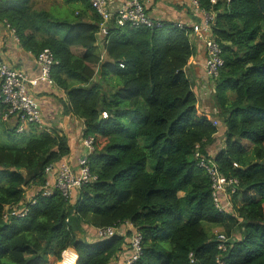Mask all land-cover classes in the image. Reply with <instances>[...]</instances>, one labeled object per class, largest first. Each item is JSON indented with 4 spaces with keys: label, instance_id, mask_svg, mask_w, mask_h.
<instances>
[{
    "label": "trees",
    "instance_id": "trees-1",
    "mask_svg": "<svg viewBox=\"0 0 264 264\" xmlns=\"http://www.w3.org/2000/svg\"><path fill=\"white\" fill-rule=\"evenodd\" d=\"M57 1L62 6L47 10L32 0H0V23L24 51L52 53L63 113L81 119L83 137L92 139L94 180L72 203L47 187L46 168L70 154L66 137L36 124L17 133L0 99V264H57L68 249L75 264H119L134 233L141 250L133 264H264V0H196L214 14L205 38L222 50L214 99L226 132L212 158L237 181L223 209L195 158L196 151L209 157L218 129L197 112L185 75L196 50L191 27L112 24L98 43L88 0ZM29 188L39 189L33 203L25 202ZM20 204L23 217L14 209ZM127 223L132 230L120 235ZM204 224L223 228V250ZM234 226L239 237L230 239ZM85 227L117 233L89 242Z\"/></svg>",
    "mask_w": 264,
    "mask_h": 264
},
{
    "label": "built area",
    "instance_id": "built-area-1",
    "mask_svg": "<svg viewBox=\"0 0 264 264\" xmlns=\"http://www.w3.org/2000/svg\"><path fill=\"white\" fill-rule=\"evenodd\" d=\"M164 0H88L91 9L99 18L97 41L107 36L108 28L114 24L118 27L129 26L134 29H149L158 25L149 14L148 10L157 2ZM191 7L195 14L200 13L199 6L196 0H190ZM214 2V1H212ZM203 21L201 24H192V35L198 41L204 44L205 48V63L204 69L206 76L212 82L218 77V72L223 66L221 57V48L213 38H205V34L211 36V26L214 20L213 13L201 12ZM184 25L178 23L177 26ZM7 27H9L7 25ZM97 43V44H98ZM38 75L34 78H28L21 70L15 69L1 59L0 56V99L1 102L8 108V114H12L17 122V133H22L29 124H36L41 131H48L41 128V112L32 94V89L40 84L53 86L51 78L52 67L56 64L52 53L48 49L42 50L37 56ZM122 67V66H121ZM86 152H84L78 160L77 171L67 163H61L58 166L54 184L52 189H56L60 194L71 200L72 192H77L83 186L91 183L94 177L89 172L87 157L92 150V139L84 138L83 140ZM195 158L198 161V167L202 168L210 178L212 188V198L214 205L223 209L222 198L227 197V192L235 191L237 181L224 177L219 171L212 158H206L195 153ZM53 166V165H52ZM45 170L47 174L52 167ZM47 187H49L46 184ZM50 190L44 188L42 196H49ZM33 203V201H31ZM18 217L25 215V209H19L15 212ZM128 224V223H127ZM132 230V225L128 228ZM96 237L99 240L107 239L114 236L117 231L115 228L106 227L96 229ZM219 249H224L226 238L223 235L218 236ZM141 237L138 233L131 235L129 247L126 252H129L126 257L123 254L122 261L119 264H133L140 255ZM191 256V255H190Z\"/></svg>",
    "mask_w": 264,
    "mask_h": 264
},
{
    "label": "crops",
    "instance_id": "crops-1",
    "mask_svg": "<svg viewBox=\"0 0 264 264\" xmlns=\"http://www.w3.org/2000/svg\"><path fill=\"white\" fill-rule=\"evenodd\" d=\"M57 3L59 2L57 1ZM50 7L51 6L42 8L49 10ZM148 12L154 20H167L174 23H183L188 27L195 24L197 16L192 10L190 0L160 1L151 6ZM191 38L195 42L196 50L185 67V75L190 82L191 90L197 100V112L208 116L212 121H215V124L218 127L214 143L207 149L208 155L214 156L216 151L224 147L223 142L226 131L225 127L221 125V120L214 117V114L217 111L214 107L215 83L209 80L205 73V48L196 37L191 36ZM98 49H101V47ZM0 56L8 65L21 70L28 78H34L38 75L37 57L30 52L24 51L15 34L2 23H0ZM32 94L41 112V128L48 131L55 130L59 134H63L66 137L70 150V154L54 164L47 173L46 184L49 187H52L59 164L67 163L72 170L77 171L78 160L81 155L86 152L83 144L84 125L81 119H77L71 115L67 116L63 113L62 102L65 100L64 93L56 86L40 84L38 87L32 89ZM38 190L39 189L36 188L27 189L25 202L30 203L33 201ZM76 197L77 192H72L71 203L75 201ZM224 200L225 198H222V201ZM22 208H24V206L20 204L14 209L19 210ZM128 226L129 224L121 226L118 229V233L124 235V232L126 233L129 230L127 229ZM209 227L210 225H206L205 229L208 231ZM84 230L86 231V239L89 242L98 240L95 228L85 227ZM90 237L94 239L92 240ZM70 250L75 254L73 249L64 251L61 256V261L57 264H60L63 261H65L63 263L65 264L72 257H74L72 264L76 263L77 256L75 254V257ZM117 260L118 259H115L110 264H117Z\"/></svg>",
    "mask_w": 264,
    "mask_h": 264
},
{
    "label": "rangeland",
    "instance_id": "rangeland-1",
    "mask_svg": "<svg viewBox=\"0 0 264 264\" xmlns=\"http://www.w3.org/2000/svg\"><path fill=\"white\" fill-rule=\"evenodd\" d=\"M33 2L35 3V5H37V6H41L40 8H42V7H49V6H53V5H58V6H62V4H59V3H57V1L56 0H33ZM51 11H53L52 9H51ZM96 54H98V55H100L101 54V52H100V50L98 49H96ZM214 104H215V102H214ZM215 107V109L217 110L216 111V113L214 114V117H217L219 120H220V118H219V111H218V109H217V106L215 105L214 106ZM214 112V111H213ZM222 125V124H221ZM220 125V126H221ZM223 126V125H222ZM203 227L205 228L206 227V224H204L203 225ZM238 227L237 226H234V227H231V233H230V239H237L238 237H239V233H238V229H237ZM209 230H211L212 231V234L215 236V237H218V236H220V235H225V231L223 230V228H221V227H219V226H214V227H209V229H208V231ZM126 231V230H125ZM120 234V233H119ZM124 234H125V232H124ZM91 238V237H90ZM92 239V238H91ZM94 239V238H93ZM92 239V240H93ZM65 261H63L61 264H63ZM73 263V257L72 258H70V260L69 261H67V263H65V264H72Z\"/></svg>",
    "mask_w": 264,
    "mask_h": 264
},
{
    "label": "clouds",
    "instance_id": "clouds-1",
    "mask_svg": "<svg viewBox=\"0 0 264 264\" xmlns=\"http://www.w3.org/2000/svg\"><path fill=\"white\" fill-rule=\"evenodd\" d=\"M4 25V24H3ZM7 25L8 24H5L4 26H6L7 27ZM9 26V25H8ZM8 29H10L13 33H14V31L10 28V27H7ZM37 57V56H36ZM214 82V81H213ZM54 83V82H53ZM53 86H55V84L53 85ZM36 101V100H35ZM209 118V117H208ZM210 119V118H209ZM211 121H212V119H210ZM212 123L216 126V124H215V121H212ZM217 127V126H216ZM27 128V127H26ZM217 129H218V127H217ZM197 152V151H196ZM209 156V155H208ZM202 157H204V156H202ZM213 156H209V157H206V158H212ZM213 159V158H212ZM31 203V202H30ZM25 209V208H24ZM218 238V237H217Z\"/></svg>",
    "mask_w": 264,
    "mask_h": 264
}]
</instances>
